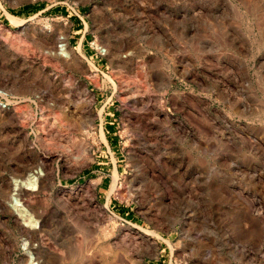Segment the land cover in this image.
Returning <instances> with one entry per match:
<instances>
[{
    "label": "rangeland",
    "instance_id": "rangeland-1",
    "mask_svg": "<svg viewBox=\"0 0 264 264\" xmlns=\"http://www.w3.org/2000/svg\"><path fill=\"white\" fill-rule=\"evenodd\" d=\"M0 90V264H264V0H0Z\"/></svg>",
    "mask_w": 264,
    "mask_h": 264
},
{
    "label": "bare ground",
    "instance_id": "bare-ground-1",
    "mask_svg": "<svg viewBox=\"0 0 264 264\" xmlns=\"http://www.w3.org/2000/svg\"><path fill=\"white\" fill-rule=\"evenodd\" d=\"M65 54V53H64ZM67 55V52H66ZM69 55V53H68ZM85 153V152H84ZM44 172L40 169H38L37 171H35V175H33L32 173L28 175L27 179L24 180H20V179H14L12 182L13 184V191L14 194L21 196V194L23 193V189H28L29 186H32V189L37 188V186L39 185V182L41 181V178L44 176ZM29 189H31L29 187ZM12 206L15 208L16 212L23 218L26 219L28 222L33 223V226L37 229L41 228V223L39 220H34L33 219V214L32 212L29 210V208H27V206H25L24 202L21 200V197L18 198H14V203L12 204ZM31 259H32V264H38L36 262L33 261L34 257L31 255Z\"/></svg>",
    "mask_w": 264,
    "mask_h": 264
},
{
    "label": "built area",
    "instance_id": "built-area-1",
    "mask_svg": "<svg viewBox=\"0 0 264 264\" xmlns=\"http://www.w3.org/2000/svg\"><path fill=\"white\" fill-rule=\"evenodd\" d=\"M89 45L91 46V48L96 50L97 56H99L100 58L107 57L108 49L102 44H100L97 41V39L90 41ZM67 47H68L67 38L65 35H61L58 43V49L60 51H64L67 49ZM13 99L14 98L8 92H6L5 90H0V110L9 109L13 104V102L15 101Z\"/></svg>",
    "mask_w": 264,
    "mask_h": 264
}]
</instances>
